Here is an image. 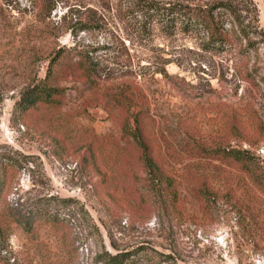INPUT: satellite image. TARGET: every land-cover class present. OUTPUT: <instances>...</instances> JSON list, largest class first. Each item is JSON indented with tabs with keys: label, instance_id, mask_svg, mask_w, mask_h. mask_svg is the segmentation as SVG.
Instances as JSON below:
<instances>
[{
	"label": "rangeland",
	"instance_id": "obj_1",
	"mask_svg": "<svg viewBox=\"0 0 264 264\" xmlns=\"http://www.w3.org/2000/svg\"><path fill=\"white\" fill-rule=\"evenodd\" d=\"M46 75L59 101L20 111ZM232 150L264 171V0H0V264H264V188Z\"/></svg>",
	"mask_w": 264,
	"mask_h": 264
},
{
	"label": "trees",
	"instance_id": "obj_2",
	"mask_svg": "<svg viewBox=\"0 0 264 264\" xmlns=\"http://www.w3.org/2000/svg\"><path fill=\"white\" fill-rule=\"evenodd\" d=\"M154 11H157L154 9ZM172 13H175L176 16H174V19H179L177 16L182 17L187 12L184 10L181 6L173 7L172 10L168 11V15H171ZM182 15V16H181ZM204 17V16H203ZM206 17V16H205ZM204 17V18H205ZM170 18V17H169ZM200 17V14L197 16L198 24L199 25H205L206 31L208 32V36L213 42L222 44L226 34L224 31H220L217 28L213 27L212 22L208 19H204ZM182 22V21H181ZM187 29L190 27H193V23L186 18L184 19L182 23ZM237 26L240 28V31H243L241 22H236ZM47 72L51 69V64L47 66ZM89 69H83L82 67H79L76 63L73 64V67L70 71L65 72L66 76L73 75L76 79H84L83 77H89V73L87 72ZM86 74H84L85 72ZM47 75L38 81V83L31 84L26 86L22 92L20 93V97L18 101H16V107L20 111H26L29 108H32L36 104H45V103H54L59 101L60 93L59 89L56 87H52L49 85H46V79ZM135 121V120H134ZM136 122V121H135ZM232 155L235 157L238 161H241L245 164L246 171L252 175L255 180H257L258 184H260L264 188V171L260 168V165L258 162L254 161L250 156H248V152L246 151H239V150H232ZM145 160L148 162H152V158L148 154L145 156ZM154 165V164H153ZM5 185V173L1 169L0 171V194L4 188ZM48 199H53L51 195L48 196ZM62 208H46L41 209L39 212H36V214L32 215L31 217H18L17 215L14 217V220L21 225L22 230L29 234L32 231V223L34 221H37L39 219H43L46 222L52 223L56 220H58V214L61 211ZM103 261L105 264H161L160 261L155 260L151 262H145L143 260V257H141L138 254L137 250H121L116 252H108L104 251L103 254Z\"/></svg>",
	"mask_w": 264,
	"mask_h": 264
}]
</instances>
